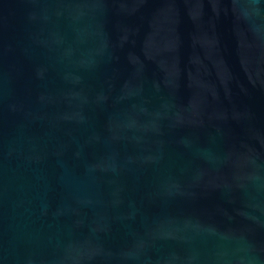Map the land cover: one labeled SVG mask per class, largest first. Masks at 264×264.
I'll return each instance as SVG.
<instances>
[{
    "label": "water",
    "instance_id": "obj_1",
    "mask_svg": "<svg viewBox=\"0 0 264 264\" xmlns=\"http://www.w3.org/2000/svg\"><path fill=\"white\" fill-rule=\"evenodd\" d=\"M0 264H264V0H0Z\"/></svg>",
    "mask_w": 264,
    "mask_h": 264
}]
</instances>
